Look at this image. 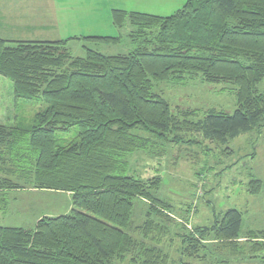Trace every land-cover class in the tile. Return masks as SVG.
<instances>
[{"label":"trees","instance_id":"obj_1","mask_svg":"<svg viewBox=\"0 0 264 264\" xmlns=\"http://www.w3.org/2000/svg\"><path fill=\"white\" fill-rule=\"evenodd\" d=\"M113 14L118 28L134 27L129 53L86 48L85 56H73L68 43L78 36H0V75L13 83L16 112L14 123H0V202L10 190L30 185L70 193L74 204L69 213L40 215L33 229L0 225V264H119L128 257L135 264H170L161 243L169 236L180 240L181 264L260 257L264 231H251V240L241 242L240 210L187 227L174 220L172 204L159 193L163 178L138 177L129 168L141 153L156 156L159 139L169 135L198 133L226 145L264 124V0H188L170 16ZM198 76L236 86L234 113L211 108L201 119L182 120L154 91L156 84ZM27 102L47 106L28 120L19 114ZM74 127V138L60 136ZM136 198L149 205L137 235L130 232Z\"/></svg>","mask_w":264,"mask_h":264},{"label":"rangeland","instance_id":"obj_2","mask_svg":"<svg viewBox=\"0 0 264 264\" xmlns=\"http://www.w3.org/2000/svg\"><path fill=\"white\" fill-rule=\"evenodd\" d=\"M64 1L65 3H62ZM48 0L43 3L42 21H55L47 30L8 29L14 38L56 40L73 38L68 48L73 56H85L86 48L98 49L107 55L126 54L136 43L130 36L134 27L127 23L117 28L111 7H124L128 11L170 16L182 9L188 0ZM34 9V7H32ZM36 9V8H35ZM45 9V11L43 10ZM33 17V14H30ZM34 20H32L33 23ZM130 29H129V28ZM115 36L118 42L94 41L87 36ZM135 43V44H134ZM264 91V81L259 85ZM154 91L166 98L176 117L198 120L211 108L234 113L238 108L236 86L231 83H209L200 76L185 82H162ZM47 105L25 103L20 115L30 120L34 113ZM16 118L13 83L0 75V123H14ZM77 127L64 135L76 136ZM176 140L178 142H176ZM153 153H141L131 159L129 174L135 170L138 177L160 175L163 184L160 195L172 204L174 220L193 225H210L223 210L237 208L243 213L241 242H248L251 231H264V124L258 129L242 134L226 145L204 140L198 133L182 132L169 135L167 141L159 139ZM153 155V156H152ZM134 165V167H132ZM262 180L256 184L254 180ZM256 191V189H258ZM4 195L0 194V201ZM7 201V204H5ZM0 202V225L35 228L40 215L55 216L69 213L74 208L70 193L41 191L30 185L13 189ZM142 198L134 200L130 232L136 234L148 211ZM187 220V224L185 223ZM264 233V232H263ZM264 241V239H263ZM165 252L171 255L170 264H181L180 240L171 236L162 242ZM264 254L253 260L239 259L234 264H264ZM188 263V259H184ZM191 264H216V261L190 260ZM119 264H135L128 257Z\"/></svg>","mask_w":264,"mask_h":264},{"label":"crops","instance_id":"obj_3","mask_svg":"<svg viewBox=\"0 0 264 264\" xmlns=\"http://www.w3.org/2000/svg\"><path fill=\"white\" fill-rule=\"evenodd\" d=\"M45 1L48 0H0V36L9 40H28V39H21L19 37L14 38L12 36L14 34H12V32L8 33V29L16 30L15 28H19L20 31V30H32L36 27L34 31H37V30H47L51 28L50 26L55 24L54 23L55 21L51 23H49L48 21L47 22L42 21V17L44 16V14L42 12L41 6ZM100 1L101 0L97 2V6L100 5ZM62 3L65 2L62 1ZM32 7H34V9H32ZM114 9H123L128 11V9H124V7L121 8L111 7L110 12H112L111 15H113V17H114L113 14ZM43 10L45 11V9ZM30 14H33V17H31ZM32 20H34L33 23ZM30 40H40V39H30ZM56 40H60V39H56Z\"/></svg>","mask_w":264,"mask_h":264}]
</instances>
